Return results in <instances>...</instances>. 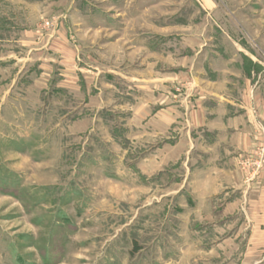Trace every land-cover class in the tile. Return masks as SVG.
<instances>
[{
    "label": "rangeland",
    "instance_id": "obj_1",
    "mask_svg": "<svg viewBox=\"0 0 264 264\" xmlns=\"http://www.w3.org/2000/svg\"><path fill=\"white\" fill-rule=\"evenodd\" d=\"M213 93L264 134V0H0V264H264V144L201 198Z\"/></svg>",
    "mask_w": 264,
    "mask_h": 264
},
{
    "label": "crops",
    "instance_id": "obj_2",
    "mask_svg": "<svg viewBox=\"0 0 264 264\" xmlns=\"http://www.w3.org/2000/svg\"><path fill=\"white\" fill-rule=\"evenodd\" d=\"M207 95L199 99L194 113L197 125L201 126L203 132L200 145L203 152L202 165L197 169H201L200 177L203 179L204 191L201 198L214 200L221 192H227L228 187H240V190L245 188L244 177L237 166L235 155L238 151L251 149L256 144L263 145L264 134L257 129L258 125L255 124L250 111L230 113L228 107L232 108L229 99L216 93H213V96ZM232 104L235 103L231 102V106ZM259 122L264 127V117L261 113ZM255 182L259 187L256 186L255 193L250 191L248 198L252 199V194H255L263 200L261 207L264 216V167ZM241 194L243 196L245 191L241 190Z\"/></svg>",
    "mask_w": 264,
    "mask_h": 264
},
{
    "label": "built area",
    "instance_id": "obj_3",
    "mask_svg": "<svg viewBox=\"0 0 264 264\" xmlns=\"http://www.w3.org/2000/svg\"><path fill=\"white\" fill-rule=\"evenodd\" d=\"M245 164L248 165L247 167H249V168L260 166V164H258L257 160H253L252 158L246 159Z\"/></svg>",
    "mask_w": 264,
    "mask_h": 264
}]
</instances>
